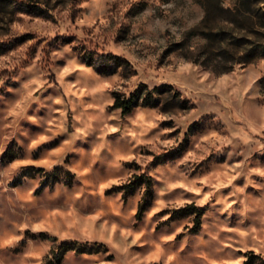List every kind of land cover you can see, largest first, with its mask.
<instances>
[{"label":"rangeland","instance_id":"374dc122","mask_svg":"<svg viewBox=\"0 0 264 264\" xmlns=\"http://www.w3.org/2000/svg\"><path fill=\"white\" fill-rule=\"evenodd\" d=\"M225 16L215 1L0 0V264H264V57L191 60L218 27L264 48V29ZM141 84L122 115L114 97ZM72 242L87 252L61 256Z\"/></svg>","mask_w":264,"mask_h":264},{"label":"trees","instance_id":"16d2710c","mask_svg":"<svg viewBox=\"0 0 264 264\" xmlns=\"http://www.w3.org/2000/svg\"><path fill=\"white\" fill-rule=\"evenodd\" d=\"M203 2L215 1L218 4V9L222 11L226 16L223 21L235 26L236 29L245 30L246 26L252 28L253 33L258 34V31L264 29V5H260L262 0H232L226 6L223 5V0H200ZM208 18V11L205 8V17ZM216 32L208 30L202 32L201 39L203 43L198 47V58H191L193 62L202 64L211 68L215 72H227L233 69L237 63H250L258 57H264V48H261L258 44L249 42V47L238 48V44L233 46L225 45V39L227 30L221 27L216 28ZM230 47L226 48L225 47ZM105 57H110L106 55ZM90 64V62H88ZM146 84H141L135 91L130 94V98L114 97L113 106L121 110V114L125 115L132 110V107L141 99V89L146 88ZM139 176H133L134 180L123 184L121 186L124 190L133 189L138 182L136 180ZM191 210L195 214L193 223V230L197 231L201 223V216L203 215L204 208L195 206L194 204H188L184 210ZM141 214V208L137 211V217ZM105 247V246H104ZM61 256L68 250H75L77 252H87L85 246H77L76 242L61 243L59 246ZM59 261L58 256L55 254V258Z\"/></svg>","mask_w":264,"mask_h":264}]
</instances>
